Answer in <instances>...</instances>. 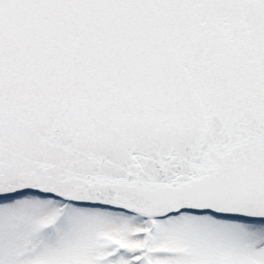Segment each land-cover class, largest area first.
<instances>
[{
  "label": "snow or ice",
  "instance_id": "obj_1",
  "mask_svg": "<svg viewBox=\"0 0 264 264\" xmlns=\"http://www.w3.org/2000/svg\"><path fill=\"white\" fill-rule=\"evenodd\" d=\"M0 264H264V0H0Z\"/></svg>",
  "mask_w": 264,
  "mask_h": 264
}]
</instances>
